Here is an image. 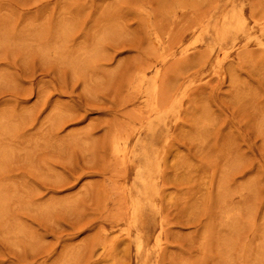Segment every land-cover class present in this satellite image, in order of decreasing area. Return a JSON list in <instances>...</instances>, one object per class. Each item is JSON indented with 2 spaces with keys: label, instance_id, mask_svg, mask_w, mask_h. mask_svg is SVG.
Masks as SVG:
<instances>
[{
  "label": "rangeland",
  "instance_id": "1",
  "mask_svg": "<svg viewBox=\"0 0 264 264\" xmlns=\"http://www.w3.org/2000/svg\"><path fill=\"white\" fill-rule=\"evenodd\" d=\"M0 264H264V0H0Z\"/></svg>",
  "mask_w": 264,
  "mask_h": 264
}]
</instances>
